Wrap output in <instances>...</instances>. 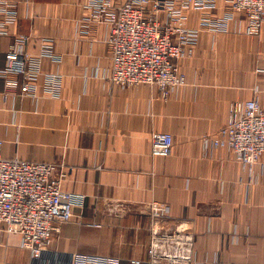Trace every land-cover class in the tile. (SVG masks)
<instances>
[{"label": "crops", "instance_id": "0c3cea01", "mask_svg": "<svg viewBox=\"0 0 264 264\" xmlns=\"http://www.w3.org/2000/svg\"><path fill=\"white\" fill-rule=\"evenodd\" d=\"M8 1L18 17L0 34V68L20 34L27 52L38 57L49 43L53 57L41 58L34 92L9 93L0 77L2 154L62 164L63 189L85 201L40 258L0 226V264H71L73 253L146 264L151 203L164 213L163 227L194 235L192 264H264V165L250 172L213 143L234 102L254 97L260 84L264 28L257 36L242 21L202 30L195 54L179 62L186 83L165 97L154 85L110 81L109 27L86 24L89 0ZM199 15L189 12L192 26ZM53 75L62 81L57 94L47 87ZM160 131L174 137L168 156L151 153Z\"/></svg>", "mask_w": 264, "mask_h": 264}, {"label": "built area", "instance_id": "2783aa9c", "mask_svg": "<svg viewBox=\"0 0 264 264\" xmlns=\"http://www.w3.org/2000/svg\"><path fill=\"white\" fill-rule=\"evenodd\" d=\"M222 6L224 12L219 16V0H89L84 20L89 26L109 27L108 77L112 83L122 87L154 85L166 97L186 83L179 62L195 54L202 30L225 32L232 23L242 21L247 35L261 34L264 0H222ZM195 8L200 10L198 27L190 24L189 12ZM17 17L16 5L0 0V34H6ZM27 39L25 34L16 37L6 51L5 66L0 68L9 93L34 92L41 75V58L53 57L49 43L38 57L27 52L23 45ZM259 73L261 81L254 97L234 102L226 124L213 137L216 146L233 151L250 172L258 163L264 165V102L260 97L264 94V68ZM61 85V78L53 75L47 87L57 94ZM2 144L0 140V226L9 234H19L32 256L40 258L85 197L63 189L62 164L9 158L3 156ZM173 144L172 133L155 132L151 153L168 156ZM118 207L123 209L121 204ZM146 209L150 217L146 264H192L194 235L181 225L163 227L164 213L155 204H148ZM71 264L120 263L112 256L73 253ZM129 264L143 262L133 258Z\"/></svg>", "mask_w": 264, "mask_h": 264}]
</instances>
